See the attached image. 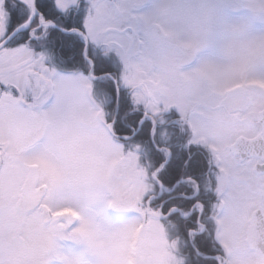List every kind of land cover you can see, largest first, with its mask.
<instances>
[{
    "label": "snow or ice",
    "instance_id": "6c2138e0",
    "mask_svg": "<svg viewBox=\"0 0 264 264\" xmlns=\"http://www.w3.org/2000/svg\"><path fill=\"white\" fill-rule=\"evenodd\" d=\"M0 264H264V0H0Z\"/></svg>",
    "mask_w": 264,
    "mask_h": 264
}]
</instances>
